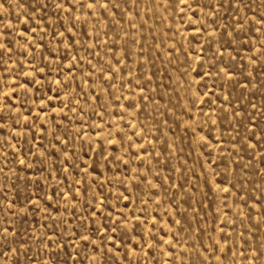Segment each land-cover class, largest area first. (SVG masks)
<instances>
[{
	"label": "rangeland",
	"instance_id": "1",
	"mask_svg": "<svg viewBox=\"0 0 264 264\" xmlns=\"http://www.w3.org/2000/svg\"><path fill=\"white\" fill-rule=\"evenodd\" d=\"M0 264H264V0H0Z\"/></svg>",
	"mask_w": 264,
	"mask_h": 264
},
{
	"label": "snow or ice",
	"instance_id": "2",
	"mask_svg": "<svg viewBox=\"0 0 264 264\" xmlns=\"http://www.w3.org/2000/svg\"><path fill=\"white\" fill-rule=\"evenodd\" d=\"M185 2V0H181V3H184Z\"/></svg>",
	"mask_w": 264,
	"mask_h": 264
}]
</instances>
